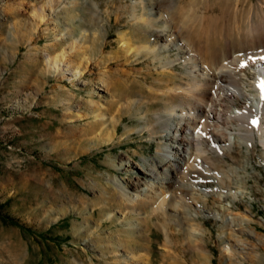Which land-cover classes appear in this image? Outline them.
<instances>
[{
    "label": "rangeland",
    "instance_id": "rangeland-1",
    "mask_svg": "<svg viewBox=\"0 0 264 264\" xmlns=\"http://www.w3.org/2000/svg\"><path fill=\"white\" fill-rule=\"evenodd\" d=\"M192 1L0 0V264H264L258 137L251 147L217 157L205 143L206 160L223 181L204 180L201 188L210 193L196 190L197 203L182 205L176 197L157 209L168 192H188L181 185L184 165L171 172L175 185L157 182L151 202L144 196L145 204L131 206L123 195L122 186L136 192L144 170L166 162L163 152L174 143L165 127L179 121L167 113V92L191 77L182 59L166 64L167 57L183 56L178 46L158 58L135 51L154 37L133 14L172 12L171 26L191 37L194 51L203 47L207 62L223 47L259 42L253 30L264 20V0H197L196 12ZM185 12L194 32L183 23ZM70 61L75 76L60 70ZM238 103L225 101L233 111Z\"/></svg>",
    "mask_w": 264,
    "mask_h": 264
},
{
    "label": "bare ground",
    "instance_id": "bare-ground-1",
    "mask_svg": "<svg viewBox=\"0 0 264 264\" xmlns=\"http://www.w3.org/2000/svg\"><path fill=\"white\" fill-rule=\"evenodd\" d=\"M141 1L136 0L137 3H141ZM196 1L197 0L192 1V10H194V7L196 6ZM200 4L201 3H199V5ZM210 9H212V7ZM154 13L158 15V17H155V15L154 17H151V15ZM200 14L201 13H198V15ZM170 15H165L158 8L146 19L138 17L135 13L133 14V17L137 21H143L146 27L153 28V44L146 45L145 47L135 48V51H137L138 54L140 52L143 53L142 51H146L152 55L154 54V56L158 58L159 53L162 50H170V48L178 46L183 50V56L176 59L167 57L166 64L171 65L173 62L182 59L191 72L190 82L188 81L187 83L178 84L175 87H171L168 92L165 91L172 99L167 113L171 119H179L177 123L173 121V123L170 122L165 127L168 133L166 136H169L167 140H170L172 143H174V146L170 143L171 146L164 150L162 156H164L166 159L165 163L160 161L159 163L154 162L148 171L144 170V174L146 175H144V177L135 183L134 188L137 190L136 192L131 193L128 190V186H122L123 195L126 199V201H124L127 202V205L135 206L136 204H145L147 199L144 196H147L148 200L150 199L149 202H151L154 200L153 198H155V196L159 195V192L155 191L157 182L161 184L162 188H166L165 184L167 182L174 184L173 181L175 179L171 176V172H176L177 169L179 170V168L184 165L186 172L183 176L184 179L181 182V185L182 188L184 187V189H186L188 192L183 194L166 192L167 194L164 196L163 200L159 198L161 205L157 209L160 210H165L167 206L166 202L168 200L175 199L176 197L180 198V201L178 202L180 204H182L183 201L186 202L187 199H189V202L191 203H197V196H194L197 191L202 192L204 195L206 194L205 196L210 193L209 191H204L201 188L204 185V180L210 178H219L223 181V179L212 170V165L210 164L211 162L206 160L207 157V159L211 158L209 157L210 155L206 156L208 153V150H206L204 146L206 142L209 143L213 148H211L214 153L212 157L221 156L225 151L236 146L239 148H242L245 145L251 147L254 142H256L257 137L264 146V98H262L264 97V59H262V57H264V20L253 30L254 34H256L255 37H257L254 41L257 42L259 40L258 44L254 43L253 45L249 46L244 41L241 46H237L234 49L223 47L221 48L222 51H218L219 53H213V58L207 62V54L205 57V51L203 52V47L198 49L199 52L194 51V49L197 47H194L193 49V46H190V44H192L191 41H193L190 39L191 37L186 38L184 37L185 35H181L179 26H171L173 19L177 18L174 17L172 12ZM180 15L181 14H179V16ZM189 16L185 12V15L183 16V23L187 25L186 28H189L190 31H193L191 30V20L189 19ZM205 16L202 15L204 18ZM192 18L193 17H191V19ZM159 19L165 21L164 28L156 27V22ZM205 19H209V17ZM212 21L208 20V26H212ZM174 22L176 23V21ZM126 33L129 32L126 31ZM120 35L123 38L121 40L124 41H122V43H124L127 49L131 50L132 45L129 43L127 38H124L125 33L123 32ZM71 63V61L68 62L66 68L60 69L65 71L63 74L66 76L75 74V72H73V67H71ZM53 64L55 68H59L58 59H54ZM249 71H252V73H248ZM76 73H78V71ZM80 73L81 75H84L83 71H80ZM99 80L100 81L98 82L100 84H105L106 88L110 87L105 79L100 78ZM246 83L252 87V90L254 88L257 91V94L255 93L254 96H251V94H249L245 88ZM177 96H180L182 103L176 102L175 98ZM227 99H232L233 101L239 102L237 105V111L231 110L230 107L225 104ZM178 108L180 110H178ZM84 116L85 114L79 115L80 118H83ZM254 120L257 121V123L254 124ZM227 123H233L234 128L229 127V124ZM230 131H232V133ZM154 133L158 132L155 131ZM186 153L190 155V159L188 157L189 161H185L184 154ZM215 161H217V159ZM228 172H230V170ZM211 174H213V176H211ZM149 175L153 179H151V182L147 181V177ZM223 183L224 182H221L219 189L224 188ZM141 184L145 185L142 189H140ZM149 191L154 192V195H147ZM189 193H192L191 197H189ZM180 204L177 205L180 206ZM200 208H202V206H200ZM187 213L189 217H193V214H189V212ZM208 213L210 214L212 212L208 211ZM168 227H165L166 230ZM239 245V248H241V246H243V242L240 241ZM241 253H243V251H241Z\"/></svg>",
    "mask_w": 264,
    "mask_h": 264
},
{
    "label": "snow or ice",
    "instance_id": "snow-or-ice-1",
    "mask_svg": "<svg viewBox=\"0 0 264 264\" xmlns=\"http://www.w3.org/2000/svg\"><path fill=\"white\" fill-rule=\"evenodd\" d=\"M262 59H264V57H262ZM242 66H245V65H242ZM262 98H264V97H262ZM253 123L255 124V123H257V121L254 120Z\"/></svg>",
    "mask_w": 264,
    "mask_h": 264
},
{
    "label": "trees",
    "instance_id": "trees-1",
    "mask_svg": "<svg viewBox=\"0 0 264 264\" xmlns=\"http://www.w3.org/2000/svg\"><path fill=\"white\" fill-rule=\"evenodd\" d=\"M11 219H12L14 222H18V220L14 219V218H12V217H11Z\"/></svg>",
    "mask_w": 264,
    "mask_h": 264
}]
</instances>
